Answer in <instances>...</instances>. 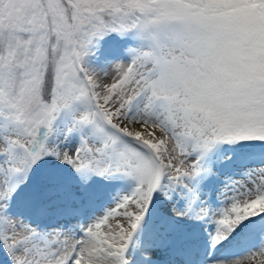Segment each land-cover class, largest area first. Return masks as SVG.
<instances>
[{
  "label": "snow or ice",
  "instance_id": "6c2138e0",
  "mask_svg": "<svg viewBox=\"0 0 264 264\" xmlns=\"http://www.w3.org/2000/svg\"><path fill=\"white\" fill-rule=\"evenodd\" d=\"M0 264H264V0H0Z\"/></svg>",
  "mask_w": 264,
  "mask_h": 264
}]
</instances>
